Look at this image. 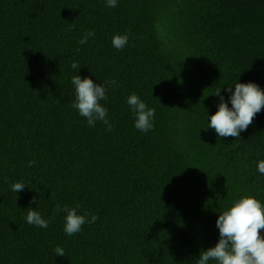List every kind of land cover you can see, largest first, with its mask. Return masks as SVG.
<instances>
[{
    "label": "trees",
    "instance_id": "trees-1",
    "mask_svg": "<svg viewBox=\"0 0 264 264\" xmlns=\"http://www.w3.org/2000/svg\"><path fill=\"white\" fill-rule=\"evenodd\" d=\"M114 34L128 35L123 50ZM75 74L117 81L103 105L112 131L72 107ZM236 79L264 89V0H0V264H196L219 212L264 202V108L239 140L202 129L211 93L227 100ZM132 93L156 111L148 133ZM57 204L98 219L67 236ZM28 207L55 218L29 225Z\"/></svg>",
    "mask_w": 264,
    "mask_h": 264
},
{
    "label": "clouds",
    "instance_id": "clouds-1",
    "mask_svg": "<svg viewBox=\"0 0 264 264\" xmlns=\"http://www.w3.org/2000/svg\"><path fill=\"white\" fill-rule=\"evenodd\" d=\"M103 2L108 8H116L119 0H103ZM89 38H95L93 31L84 33L78 40L79 45L87 44ZM128 40L127 34H114L111 45L118 51L123 50ZM70 67L77 73L80 65L71 62ZM177 68L179 70L175 72L179 73L182 69ZM71 85L75 95L72 107L85 118L87 125L94 128L99 121L104 124L107 131H112L113 124L108 118V109L103 105L107 103L109 88L118 86L117 81L111 79L99 84L87 76L81 78L75 74L71 77ZM223 86L227 100L221 94V87L211 93L218 98V103L213 114L208 115L206 112L207 126L202 129H211L219 138L232 137L234 140H239L240 134L248 129L254 117L264 108V89L253 81L238 82L237 79L234 84ZM126 103L134 118L135 129L142 133L152 131L155 109L149 107L135 93L126 97ZM32 163L29 162L27 166H32ZM256 171L264 176V159L257 161ZM25 186L23 182H14L10 185V191L16 194ZM79 207V204L75 207L66 204L56 205L55 213H65L63 231L67 236L80 233L82 226L93 224L98 219L97 215L88 212L78 214ZM27 209L25 222L37 228L47 229L51 220L55 218L53 215L45 219L35 208ZM215 227L218 229L217 242L214 246L199 252L196 264H264V237L260 234V230L264 229V202L251 195L234 200L219 212ZM53 253L56 257L65 256V250L59 245L53 249Z\"/></svg>",
    "mask_w": 264,
    "mask_h": 264
}]
</instances>
